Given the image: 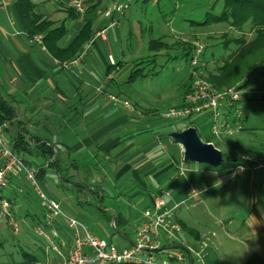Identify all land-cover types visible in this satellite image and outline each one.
<instances>
[{
	"label": "crops",
	"instance_id": "1",
	"mask_svg": "<svg viewBox=\"0 0 264 264\" xmlns=\"http://www.w3.org/2000/svg\"><path fill=\"white\" fill-rule=\"evenodd\" d=\"M32 1L43 18L56 27L64 26L65 33L56 45L61 50L72 47L69 52L73 54L67 52L56 58L43 43V35L27 36L14 0H0V98L15 113L4 136L12 141L22 135L30 145L37 141L53 147L55 164L35 154L31 157L37 163L32 164L41 169L39 180L48 196L67 214L85 225L89 221L88 230L95 237L128 248L142 221V212L150 209L156 198L163 199L167 209H174L176 220L182 222L179 207L208 192L207 185L243 180L244 172L234 175L235 167L230 165L212 169L184 163L182 148L175 144L172 147L164 137L170 126V131L180 132L192 127L190 123L173 120L175 124H166L170 119L158 115L144 95L125 90L127 83L147 78L144 71L145 76L129 81L133 70L143 68L139 65L154 63L161 57L168 60L171 51L183 53L182 46L155 32L145 15L142 20L134 13L136 23L130 20L133 0H103L89 16L92 37L74 47L83 20L66 11L63 0L65 6L58 3L61 0ZM115 3L127 4L128 8L122 14L114 12L112 17H104L102 12ZM141 4H149V0ZM111 22L115 24L111 26ZM202 29L200 26L197 31ZM101 30L105 33L99 34ZM154 39L168 47L156 54L151 52L149 42ZM127 44L133 47L129 62ZM145 52L148 54L143 56ZM115 86L124 89L117 95H131L127 98L133 112L109 101ZM187 88V84L183 86L174 106L180 104ZM105 97L107 101H103ZM21 179H13L9 188L17 190ZM193 189L197 195H192ZM85 199L93 210L82 207ZM56 229L69 246L72 233L58 223ZM180 242L193 251L205 247V261L212 262L209 244L202 235L195 241L182 231L174 244L166 240L163 244L171 249ZM62 251L66 253L67 249ZM55 260V264H62L58 258Z\"/></svg>",
	"mask_w": 264,
	"mask_h": 264
},
{
	"label": "rangeland",
	"instance_id": "2",
	"mask_svg": "<svg viewBox=\"0 0 264 264\" xmlns=\"http://www.w3.org/2000/svg\"><path fill=\"white\" fill-rule=\"evenodd\" d=\"M142 1H131L130 20L135 22L132 17L134 13L142 20L145 15L152 22V29L164 35L166 41H173L176 44L179 43L178 40H185V42L187 40L190 43L203 44L205 49L199 58L200 65L204 67L199 69L203 77L214 73L217 66L221 65L226 57L232 55L235 67V72L233 71L232 74H236V77L225 88L238 87L246 81V77L254 67L264 62L262 20L258 19V23L254 24L249 19L241 26L236 25L231 28L228 23L209 22L201 26L202 31H197L200 25L192 24V22L201 23L210 19L211 16L219 15L223 10L222 0H149V4L143 6ZM47 2L49 0H43V3ZM107 2L108 0H105V3ZM228 14L230 15L229 12ZM122 24H126L125 20ZM153 36L156 35H149V38ZM228 42L230 43L227 44ZM236 42L241 44L237 54L235 53ZM224 44L227 47H224ZM132 49L133 47L127 44L126 50L130 52L126 62L131 60ZM147 54L145 52L143 56ZM169 56L168 60H165L166 58L163 60L161 57L154 63L145 62L139 65V68L144 67L147 78L137 80L133 84L127 83L125 87L126 91L133 90L144 95L150 107L155 108L160 116L174 106L176 99L181 95L183 86L186 84L188 86L189 81L191 57L184 59L182 51H171ZM149 70H151L150 73ZM129 74L128 72L127 77ZM114 90H111L115 93L114 96L120 100L126 98L131 104L127 98L131 95L128 93L117 95L124 89L121 87L118 89L115 86ZM241 97L243 100L241 99L238 105L241 106V119L244 121L243 131L237 133L236 137L223 140L211 137V123L208 117H202L190 123V126L195 127L201 141L210 139L223 153V162L218 169L226 167L236 150L245 157H243V164H249V167L264 164V78L250 83L248 88L242 90ZM106 99L105 97L103 101H107ZM111 103L119 107L123 106L121 102L111 101ZM234 117L235 115L232 114L231 118ZM162 121L161 119L159 122ZM173 123L175 124V121L170 119L166 124ZM166 130L169 133L173 132L170 131L173 130L172 126ZM169 133L164 138L173 147L172 141L167 137ZM25 159L31 163H37L31 156H25ZM246 160H249L248 164ZM39 161L43 162L42 159ZM189 164L209 168L205 164ZM207 187L208 192L201 193L200 197L189 199L187 204H183L178 209L180 220L188 227L196 229L209 244L212 262L205 261L204 264H264V170L253 171L249 168L244 172L241 181L234 179L225 185L210 184ZM43 190L47 194L44 188ZM6 196L11 199L16 208L13 216L18 229L13 232L7 221L0 222V264H19L22 252L37 257L40 264H55L57 255L52 251L50 243L33 230L38 219L41 220L42 216L39 215L42 210L38 195L30 187V183L22 178L17 190L8 188ZM86 199L95 200L92 196H87ZM86 199L83 200L82 207L93 210L91 205L86 204ZM198 200L200 202L197 203ZM88 222L86 226H89ZM39 225H44L43 221Z\"/></svg>",
	"mask_w": 264,
	"mask_h": 264
},
{
	"label": "built area",
	"instance_id": "3",
	"mask_svg": "<svg viewBox=\"0 0 264 264\" xmlns=\"http://www.w3.org/2000/svg\"><path fill=\"white\" fill-rule=\"evenodd\" d=\"M67 5L82 19L87 9V0H69ZM127 8V4L115 3L106 9L103 15L110 18L114 12L122 14ZM114 24L115 22H111V26ZM104 33L105 30L99 31V34ZM192 45L187 91L180 104L170 108L164 116L188 123L208 117L211 123V137L218 140L236 137L243 128L241 106L238 105L242 99V90L237 87L222 90L213 87L198 68L199 58L205 46L200 42H193ZM108 98L113 102H121L129 111H134L127 100H120L113 95ZM232 114L235 115L234 118H231ZM6 126L7 123L0 124V222L7 221L13 232L18 229L13 216L16 208L14 203L7 199L6 190L13 179L23 178L38 195L42 210L44 225L36 224L33 230L50 243L52 251L62 264H204L207 255L205 247L193 251L181 242L171 249L164 246V240L171 244L178 241L183 230L175 218L174 209H167L165 201L161 198H156L153 206L142 212V221L136 228L134 240L128 248H118L95 237L85 224L67 214L56 200L45 193L37 178L38 168L21 160L14 152L11 141L4 136ZM209 143L217 148L212 142ZM249 168L253 171H263L264 164H255L252 167L237 165L233 174H241ZM192 192V195L198 194L194 189ZM57 223L72 233L69 246L60 238L56 229ZM63 249H67V252L64 253Z\"/></svg>",
	"mask_w": 264,
	"mask_h": 264
},
{
	"label": "trees",
	"instance_id": "4",
	"mask_svg": "<svg viewBox=\"0 0 264 264\" xmlns=\"http://www.w3.org/2000/svg\"><path fill=\"white\" fill-rule=\"evenodd\" d=\"M63 1L68 7L67 3L69 2V0H63ZM63 1L62 0L58 1V3L65 6ZM102 1L103 0H87V9L82 17L84 23L83 28L81 30V33L76 37L73 43V47L74 45L82 44L86 39L92 37L90 31L92 21L89 18V16L92 12H95V10L100 6ZM222 1H223V10L219 15L211 16V18L208 19L207 21H203L201 23L192 22V24L205 26L209 22L215 24L228 23V25H230L231 28L232 26L234 27L236 25L241 26L242 24H244V22H246L249 19L254 24L258 23V19L262 20L263 21L262 23L264 24V16L261 17L259 16V14H264V0H222ZM14 6L27 36L33 38L35 36L43 35L42 38L43 43H45V46H47L51 54H53L56 58H59L61 54L67 53L72 49V47H69L67 50H61L60 48L57 47L56 44L58 40L62 38V36L65 33L64 26L61 25L56 27L53 25L51 21L47 20L46 18H43V16L37 11V5L32 0H14ZM66 11H69L72 15L76 16L77 18H80L72 8L68 7ZM228 12L230 13V15L228 14ZM178 42H179L178 44L183 47L184 59L191 57V52L193 49L192 42L190 43L187 40L186 42L185 40H178ZM229 43L230 42H228L227 44ZM235 44H237L236 45L237 49L235 52L237 54L241 48V44L239 42L238 43L236 42ZM167 47L168 45L160 39H154L149 42V50L155 54L163 51ZM224 47H227V45L225 46L224 44ZM69 53L72 56L73 52H69ZM198 68L199 69L204 68L203 66L200 65V61ZM234 68L235 67L233 63V57L232 55H229L224 59V61H222L221 65L217 66L216 71L214 73H209L207 77L204 78L210 84H212L213 87H215L216 89H222L229 86L228 84H230V82L233 81V79L236 77V74H232ZM144 71H145L144 67L141 69L137 68L133 70L131 76L129 77V81L136 80L139 77L145 76ZM150 71L151 70H149V73ZM262 78H264V62L254 67L246 77V81L243 84L239 85L237 88L240 90H244L250 86V83L257 82L259 79ZM14 117H15V113L13 108L0 98V124L11 123ZM243 122L244 121H242V124ZM241 131H243V128ZM205 142L209 143L211 141L210 139H207V141ZM11 143L16 155L27 164L33 165L31 162L25 159V156H32L33 154L44 157L49 164L56 163V156L54 155V149L52 146H47L45 143H38L37 141H35L33 144L30 145L27 141H25L22 135L12 140ZM243 157L244 156L236 150L233 152L232 157H230L229 163L227 165H230L232 167H236L237 165H245L243 164L244 162ZM246 163L248 164L249 160H246ZM40 173H42L41 169H39V175L37 176L38 180ZM6 197L8 200H11L8 196ZM37 222L40 223V220L38 219ZM177 222L180 224L183 232L187 236L193 238L195 241L200 240L201 235L196 229L188 227L183 222L180 221ZM19 264H40V262L37 257L22 252L21 261L19 262Z\"/></svg>",
	"mask_w": 264,
	"mask_h": 264
},
{
	"label": "water",
	"instance_id": "5",
	"mask_svg": "<svg viewBox=\"0 0 264 264\" xmlns=\"http://www.w3.org/2000/svg\"><path fill=\"white\" fill-rule=\"evenodd\" d=\"M168 137L173 144L182 148L184 163L205 164L216 169L223 162L221 151L212 144L201 141L194 127L171 132Z\"/></svg>",
	"mask_w": 264,
	"mask_h": 264
},
{
	"label": "clouds",
	"instance_id": "6",
	"mask_svg": "<svg viewBox=\"0 0 264 264\" xmlns=\"http://www.w3.org/2000/svg\"><path fill=\"white\" fill-rule=\"evenodd\" d=\"M217 186V185H216Z\"/></svg>",
	"mask_w": 264,
	"mask_h": 264
}]
</instances>
